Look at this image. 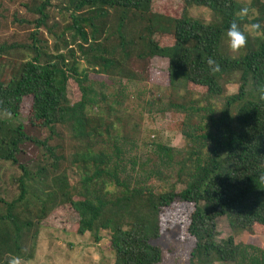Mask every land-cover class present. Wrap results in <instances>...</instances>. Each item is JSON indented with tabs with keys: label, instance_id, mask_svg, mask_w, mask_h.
Returning <instances> with one entry per match:
<instances>
[{
	"label": "trees",
	"instance_id": "16d2710c",
	"mask_svg": "<svg viewBox=\"0 0 264 264\" xmlns=\"http://www.w3.org/2000/svg\"><path fill=\"white\" fill-rule=\"evenodd\" d=\"M51 1L40 0L27 43L0 45V164H16L25 142L40 150V159L18 165L19 174L12 179L17 196L0 198V264H8L11 256L31 259L26 239H37L35 227L65 204L77 213V234L88 233L98 242L101 231L109 233L113 264H158L160 250L150 241L158 233V210L174 201L192 205L188 264H264L263 249L235 243L231 236L220 239L216 228V220L224 218L234 232L264 229V101L258 91L264 86V38L250 36L234 56L225 46L226 32L245 5L169 0L171 8L181 5L180 14L171 16L155 11L154 0H64L71 39L81 40L77 49L85 65L79 67L73 51L51 53L36 36ZM249 4L255 11L241 23H260L264 30V0ZM189 8L208 10L209 22L190 18ZM99 19L101 26L94 23ZM14 48L27 56L2 58ZM130 56L167 61L169 92L145 101L146 113L182 115L183 146L152 144L144 160L129 153L135 146L134 128L128 130L121 118L124 103L139 100L129 90L140 82L126 66ZM209 58L220 65L218 73L211 74ZM68 81L79 95L74 103L66 95ZM177 83L204 92L180 93ZM228 84L237 90L224 95ZM24 97L31 99V125L60 126L80 144L63 171L56 148L27 136L16 123Z\"/></svg>",
	"mask_w": 264,
	"mask_h": 264
},
{
	"label": "rangeland",
	"instance_id": "374dc122",
	"mask_svg": "<svg viewBox=\"0 0 264 264\" xmlns=\"http://www.w3.org/2000/svg\"><path fill=\"white\" fill-rule=\"evenodd\" d=\"M169 0H154L153 9L166 15L178 16L181 5L171 8ZM243 5H247L250 0H235ZM40 0H0V45H19L28 42V34L34 30V20L39 15L37 7ZM67 5L64 0H53L43 11L46 15L44 25L39 27L36 36L47 43V51L51 53L61 52L67 55L69 50L74 52V57L78 59L79 67L85 64L79 59L77 44L81 40L77 37L72 41V31L68 28L71 24L70 11L66 10ZM187 15L190 18L198 19L204 23L210 20V13L205 8H189ZM97 26H101V20H95ZM89 27H85V32L89 34ZM225 46L230 54L232 53ZM9 49L3 53L5 60H21L27 56L22 50ZM126 66L139 75L140 82L131 85L129 90L139 95V100L129 98L128 103H124L125 113L121 115L122 122L126 124L128 130L134 128L135 146L129 151L131 155L137 156L141 160L149 157L152 151V144H161L172 148L183 146L180 137V123L182 115L173 112H163L162 114L146 113L147 108L144 102L150 98L159 99L169 92L167 80V61L164 58L151 57L138 60L135 56H130ZM91 79L104 81V77L90 75ZM175 87L178 91H188L194 95L202 94L204 91L200 87L190 84L177 83ZM237 85L228 84L224 87V95L234 94ZM66 95L70 103L79 99L76 87L68 81ZM214 100L216 111L219 106ZM30 97L21 100L16 123L23 126L25 134L38 140H46L47 143L56 148L58 155L63 157L59 164L60 171L70 163L74 152L78 150L80 144L68 137L60 126L53 128H43L31 125L28 121V110ZM8 119V117H3ZM14 120V119H13ZM40 159V150L36 149L32 143L25 142L19 145L16 155V164H0V198L10 201L18 194L12 179L19 174L18 165H30ZM156 186L158 190L164 189L153 181L149 182ZM179 186L177 190L179 191ZM192 205L174 201L167 207L158 210V233L150 242L159 248L161 258L158 264H188L189 254L193 247V239L186 232L189 214ZM78 216L76 211L68 204L55 208L38 226L37 239L30 241L26 239L24 247L26 252L31 248V259L24 261V264H113L112 253L109 250V233L101 231L100 240L94 242L88 234L79 235L76 232ZM216 228L220 239L228 236L233 238L235 243L251 245L264 250V229L252 228L251 231L234 232L231 230L224 218L216 220Z\"/></svg>",
	"mask_w": 264,
	"mask_h": 264
},
{
	"label": "clouds",
	"instance_id": "9594fccd",
	"mask_svg": "<svg viewBox=\"0 0 264 264\" xmlns=\"http://www.w3.org/2000/svg\"><path fill=\"white\" fill-rule=\"evenodd\" d=\"M254 11L255 10L250 7V4L241 7L235 14L236 18L233 19L226 32L228 49L234 54L239 53L241 49L246 47L250 36L253 38H264V30H262L260 23H241L250 20L251 14L254 13ZM207 64L211 74L218 73L221 70L220 65L212 58L207 60ZM258 91L260 93L259 99L264 101V86H261ZM8 264H24V261L19 256H11L8 260Z\"/></svg>",
	"mask_w": 264,
	"mask_h": 264
}]
</instances>
